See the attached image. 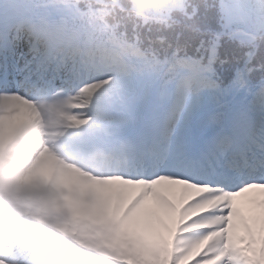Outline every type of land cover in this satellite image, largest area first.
Instances as JSON below:
<instances>
[{"label": "snow or ice", "instance_id": "obj_1", "mask_svg": "<svg viewBox=\"0 0 264 264\" xmlns=\"http://www.w3.org/2000/svg\"><path fill=\"white\" fill-rule=\"evenodd\" d=\"M141 4L168 25L120 17L124 38H134L142 49L139 62H133L122 55L120 43L87 22L79 0H0V91L75 93L86 105L77 126L90 135L97 116L115 113L134 135L178 96L169 121L183 122V141L155 151L121 140L117 149L153 172L164 169L161 174L201 186L239 193L264 185V0ZM205 98L214 103H202ZM248 217L259 240L264 208L256 206ZM219 227L227 228V222ZM242 235L246 231L233 214V240ZM224 245L207 256L197 251L192 264L213 257L220 264H248L259 247L238 253Z\"/></svg>", "mask_w": 264, "mask_h": 264}, {"label": "rangeland", "instance_id": "obj_2", "mask_svg": "<svg viewBox=\"0 0 264 264\" xmlns=\"http://www.w3.org/2000/svg\"><path fill=\"white\" fill-rule=\"evenodd\" d=\"M41 119L43 121H46V117H41ZM30 120L34 121L35 124L38 123L37 125L43 131H47L46 127L44 126H47L48 123L43 124L42 122H40L37 119V117L35 118L34 112ZM9 124L10 122H8V124L5 125V132H8L10 130L8 126ZM5 132L4 131L0 132V141L3 140V138H5V135H4ZM35 163L37 162H34L31 165H28L27 167H31ZM46 164H47V160L44 166L38 169H37V165L35 164L34 165L35 172H32L28 178L27 176L23 178V182L25 183L24 186L29 188L28 191L30 193H31L33 181L40 182V176L44 174L43 170L47 166ZM69 173H70V170L66 168V165L64 163L59 165L57 177L55 178V184H54V186L56 185L55 192L58 194V196L70 193L71 189L73 188L75 184V182L71 179ZM11 182L12 181L10 179L8 180L5 179L3 184L0 185L1 186L0 195H5L7 190H9L16 199L20 200L21 198H23V196L20 195L18 191L13 190V186ZM100 196L103 198V201H105L106 199H111V198L112 200H114L116 198L115 194H112L110 191H107L106 189L103 190L102 193H100ZM143 196L144 197H142V199L140 200L141 205H139L138 207H141L143 210L145 211L147 210L150 212L151 205L149 204L148 199L154 200L156 199V196L153 194H147V193H143ZM60 201H61L60 198H57V197L54 198V202H60ZM26 204H27L26 200L23 201L21 204L22 208L25 207ZM40 207H41V204L38 203V209H40ZM35 208L36 207H34V209ZM69 209H70V204H68L67 206L66 204H64L62 206L61 213L53 216L52 223L54 225L59 226L64 232L70 233L72 236H74V238L77 239V241L81 242V245H85L95 252V255L92 261L90 262V264H104L103 259L111 261L112 264H122V262H118L116 260L109 258V246L107 244V238L105 234L102 233L101 229L98 228L96 230H89L86 227H82V225L79 222H77L76 217L73 215V213ZM90 213L95 214L97 213V211L91 209ZM140 215H142L141 211L138 214L137 213L131 214L132 217L134 216L140 217ZM224 224L225 223L222 222L220 226ZM149 225H151V223ZM169 234L167 236H169ZM218 234H220V237L225 236V235H231L232 234L231 224H227V228L219 227ZM133 240L134 241L131 247H128V249L126 248V251L123 254L124 256L130 255L134 258V260L139 261L140 264H159V263L154 262V260L157 259V256L161 255L163 259L165 258L164 253L162 251L160 254V250L162 246L166 244V242H163L161 245L157 244L155 240L151 239L150 233L145 234L143 236L141 235L139 238H136ZM182 246L184 245L179 246L180 251H181ZM61 254L62 256H66L65 254H63V252ZM103 254H106L108 256L104 257ZM194 255H195L194 252L188 249V250H185L182 259L183 261H189L191 260L192 257H194ZM34 258H31V260L26 263L20 262L17 264H31L32 261H34ZM40 262L41 260L37 259V263L40 264ZM63 263L70 264V263H66V261L61 262V264ZM182 263L183 262H180V264Z\"/></svg>", "mask_w": 264, "mask_h": 264}, {"label": "bare ground", "instance_id": "obj_3", "mask_svg": "<svg viewBox=\"0 0 264 264\" xmlns=\"http://www.w3.org/2000/svg\"><path fill=\"white\" fill-rule=\"evenodd\" d=\"M43 153H44V152H41L40 155L43 154ZM40 161H42V162L44 161V160H43V157H40ZM38 166H39V164H38ZM32 170H33V167H31L30 169H28V171H27L28 175H30V172H31Z\"/></svg>", "mask_w": 264, "mask_h": 264}, {"label": "trees", "instance_id": "obj_4", "mask_svg": "<svg viewBox=\"0 0 264 264\" xmlns=\"http://www.w3.org/2000/svg\"><path fill=\"white\" fill-rule=\"evenodd\" d=\"M184 3L186 4L187 3V0H184ZM175 11H178V8H176Z\"/></svg>", "mask_w": 264, "mask_h": 264}]
</instances>
